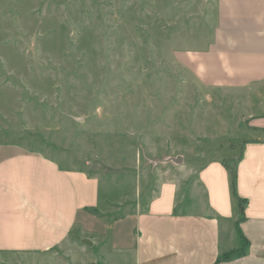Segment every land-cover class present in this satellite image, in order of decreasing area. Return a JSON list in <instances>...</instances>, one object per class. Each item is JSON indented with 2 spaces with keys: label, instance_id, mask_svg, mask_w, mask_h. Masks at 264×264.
Instances as JSON below:
<instances>
[{
  "label": "rangeland",
  "instance_id": "374dc122",
  "mask_svg": "<svg viewBox=\"0 0 264 264\" xmlns=\"http://www.w3.org/2000/svg\"><path fill=\"white\" fill-rule=\"evenodd\" d=\"M212 6L211 0H0V141L98 178L101 202L148 188L168 167L181 179L176 165L183 162L188 170L231 153L233 167L250 135L245 92L202 89L172 54L202 44ZM259 93L264 101V89ZM176 156L179 164L166 160ZM56 264L129 260L93 244Z\"/></svg>",
  "mask_w": 264,
  "mask_h": 264
},
{
  "label": "crops",
  "instance_id": "0c3cea01",
  "mask_svg": "<svg viewBox=\"0 0 264 264\" xmlns=\"http://www.w3.org/2000/svg\"><path fill=\"white\" fill-rule=\"evenodd\" d=\"M211 1L202 44L172 54L202 89L245 92L250 135L236 167L242 212L223 164L231 153L188 170L176 165L181 179L168 167L148 188L101 202L98 178L0 141V258L56 264L97 244L129 264H264V0Z\"/></svg>",
  "mask_w": 264,
  "mask_h": 264
},
{
  "label": "trees",
  "instance_id": "16d2710c",
  "mask_svg": "<svg viewBox=\"0 0 264 264\" xmlns=\"http://www.w3.org/2000/svg\"><path fill=\"white\" fill-rule=\"evenodd\" d=\"M233 158H228V159H225L223 161V164L225 165V167L228 169L229 171V183H230V191H231V195H232V198L234 199L236 205H237V208H238V211L239 212H242L243 210V207L245 205V202L246 200L245 199H242L240 198L238 195H237V192H236V167H237V162L239 160V157L236 159V161L234 162V166L231 167L229 165V161L232 160ZM226 256H220L218 257L217 259V262L224 259Z\"/></svg>",
  "mask_w": 264,
  "mask_h": 264
},
{
  "label": "water",
  "instance_id": "95a60500",
  "mask_svg": "<svg viewBox=\"0 0 264 264\" xmlns=\"http://www.w3.org/2000/svg\"><path fill=\"white\" fill-rule=\"evenodd\" d=\"M166 160L172 161L174 163H180L182 161L181 156H176V157H168ZM84 243L90 244V241L88 239H83L82 240Z\"/></svg>",
  "mask_w": 264,
  "mask_h": 264
}]
</instances>
